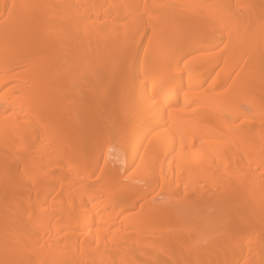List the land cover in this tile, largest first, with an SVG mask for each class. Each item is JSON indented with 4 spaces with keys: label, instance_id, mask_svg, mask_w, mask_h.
<instances>
[{
    "label": "bare ground",
    "instance_id": "bare-ground-1",
    "mask_svg": "<svg viewBox=\"0 0 264 264\" xmlns=\"http://www.w3.org/2000/svg\"><path fill=\"white\" fill-rule=\"evenodd\" d=\"M241 57L256 66L234 75ZM116 79L127 112L111 138ZM262 128L264 0H0V264H178L185 245L206 264L262 263ZM250 182L256 203L236 195ZM156 189L167 202L147 200ZM220 210L207 247L188 248ZM242 230L258 244L235 251Z\"/></svg>",
    "mask_w": 264,
    "mask_h": 264
},
{
    "label": "rangeland",
    "instance_id": "rangeland-1",
    "mask_svg": "<svg viewBox=\"0 0 264 264\" xmlns=\"http://www.w3.org/2000/svg\"><path fill=\"white\" fill-rule=\"evenodd\" d=\"M107 8V7H106ZM222 47H223V45H221V44H219V45H217V46H215L214 48H212V49H209V50H206V51H204V50H200L198 53H197V51L196 52H193L190 56H188L187 58H186V60L188 59V60H190V59H192V58H194V59H206V60H209V58H210V56L212 55V54H216L217 52H219L221 49H222ZM205 53H207V55H205ZM209 54V55H208ZM115 58L118 60V64H120V63H122L123 61H124V58H123V56H120V55H118V54H115ZM193 60V59H192ZM237 66H236V69H235V71H234V75H237L240 71L242 72V73H246V72H249V71H251L255 66H256V63H254L253 61H250V60H248L246 57H241V58H239V59H237ZM120 66H121V64H120ZM96 67H98L99 69H100V64L97 66L96 65ZM95 69H97V68H95ZM98 70V69H97ZM97 70H96V72H97ZM99 71V70H98ZM219 72H220V69H216L215 70V72L212 74V76L208 79V82L215 76V75H217V74H219ZM110 90L111 89H115L116 91H118V92H120L118 95H116V96H112V94H110V92H108V95H107V97H106V101H105V103H104V106H103V112H105V121L107 122V130H106V136L108 137H111V138H115V136L121 131V127H122V125H123V123H124V121H125V116H126V112H127V109H126V107H125V102H124V92H125V87H126V85H125V83L121 80V79H116L115 81H111L110 82ZM91 93H94L92 96L94 97V95L96 94L97 95V93L96 92H91ZM85 94H81V95H79V96H84ZM93 99V98H92ZM250 100H252V99H247L246 101H244V102H242L241 103V108L242 109H245V110H247V111H253L254 110V107H253V105H252V103L250 102ZM253 101V100H252ZM251 113V115L253 116V113L254 112H250ZM255 114V113H254ZM253 145H255V147L257 148V147H261V148H263L264 147V128H262L261 130H260V134H259V136H258V138L255 140V142H254V144ZM259 145V146H258ZM254 147V148H255ZM259 147V148H260ZM254 148H252L250 151V153H248V154H250L249 156L250 157H252L257 151L254 149ZM259 148H257V149H259ZM115 150V149H114ZM53 170H55L56 171V173H60V172H62V174H66L65 173V170L62 168V167H59V166H54L53 167ZM134 171V169H131L129 172H133ZM257 172H260V170L258 169L257 170ZM18 177H19V174L17 175ZM263 178H264V173H263ZM97 178V173H95L94 174V176H93V179H96ZM18 180H20V178L18 179ZM126 181H129V179H125ZM131 182L132 183H134V184H136V185H140V182L138 181V180H136V179H132L131 180ZM201 185H205V183H203L202 182V184ZM30 191V190H29ZM236 192V190H234V193ZM261 190H258L256 187H254L253 186V184H252V182H250V183H247L245 186H243V188H241V189H238V192H237V198H239L240 200H242V201H247V202H255L256 203V201L257 200H255L256 199V197L255 196H257V195H261ZM31 193L32 192H30V193H27L26 192V197H22V199L23 198H27V197H29V196H27V194L29 195L30 194V196H31ZM22 195V194H21ZM56 195V194H55ZM53 196V195H52ZM54 197V196H53ZM57 197V196H56ZM19 198V197H18ZM21 198V197H20ZM148 198H152L151 200L152 201H154L155 203H165V202H167L168 200H167V198L165 197V195H162L161 193H160V191H159V189H156V190H153L152 192H150L149 194H148V197H147V200H148ZM16 199H17V197H16ZM177 198H174L173 199V203H175V206H177L178 205V203L180 204V203H182V199H184V198H181V199H178V200H176ZM187 200H188V198H186ZM24 200V199H23ZM25 201H26V199H25ZM186 201V200H185ZM184 202V201H183ZM247 202H246V204H247ZM21 202H19V200L17 201V204L18 205H16V204H14V206L13 207H15V205H16V208H18L19 207V205H21L20 204ZM25 203V202H24ZM185 203V202H184ZM184 203H182V205L184 204ZM251 205V204H250ZM23 206V205H22ZM21 206V207H22ZM180 206H181V204H180ZM180 206H178V207H180ZM254 206L255 207H253V204H252V211H253V213L252 214H257L256 213V205L254 204ZM54 208L56 207V206H53ZM52 207V208H53ZM182 207V206H181ZM256 208V209H255ZM255 209V210H254ZM130 212H133V216L134 217H139L140 216V212H139V209H133V210H131ZM224 214H225V212L223 211V210H220V211H218L217 212V215L216 216H214V218H213V216H212V218H207V219H203L202 221H201V223H200V225L199 226H197V229L198 230H196V231H198L197 233H198V236L199 237H201V240H200V243L199 242H196V244L194 243H192V246H189L188 248H190V247H192V249L195 247H198V249H199V247H201V248H203V249H205L207 246L206 245H208V242L209 241H207V240H210L211 238V236L213 235L214 236V234H213V232H215V224H218L219 225V223H221V222H218V218L219 217H224ZM33 215L34 214H32V216H31V214H29L28 213V215H27V213L24 215V219H22L21 220V222L22 223H19L18 221H11V222H13V224H11V230L12 231H10V228L8 227L7 229H9V230H7V231H10V232H12V233H10V232H8L9 233V235L10 234H12V235H15L16 233L17 234H20V232L22 231V229H23V227H26L27 226V224H29V222H28V217L27 216H31V217H33ZM255 216V215H254ZM34 217H35V215H34ZM52 218H54V217H52ZM52 218H50V219H52ZM24 220V221H23ZM29 220H32V218L31 219H29ZM33 221V220H32ZM15 222H18V223H15ZM31 222V221H30ZM226 222H228V221H226ZM27 223V224H26ZM223 223V222H222ZM14 224H15V227H14ZM13 225V226H12ZM225 225H228L229 226V224L228 223H224V226ZM10 226V225H9ZM217 226V225H216ZM223 226V224L220 226V228L222 227H224ZM1 227V226H0ZM17 227V228H16ZM218 227V226H217ZM2 228V227H1ZM13 228V229H12ZM3 229V228H2ZM16 229V230H15ZM224 229V228H223ZM6 230V229H5ZM21 230V231H20ZM243 231V232H242ZM240 233H238V236L240 235L241 236V234H243L242 236H244V234L247 232L246 230H242ZM247 234V233H246ZM249 234V233H248ZM252 234V233H251ZM11 235V236H12ZM255 235H256V233L254 234H252V236L250 237V236H244L242 239H244L243 241L241 240H239V238L241 239V237L239 236V238H238V236L237 235H234L235 237V239L234 238H232V241L230 242V246L235 250V251H237V250H239V249H241V248H243V244L244 243H247L246 242V240L248 239V240H250V241H252V244H254V245H256V244H258L257 242H258V240L255 238ZM246 237V238H245ZM249 237V238H248ZM207 238H210V239H207ZM234 239V240H233ZM239 241V242H238ZM190 242H187V244H189ZM190 245V244H189ZM194 245V246H193ZM202 245V246H201ZM186 247L188 246V245H185ZM185 247V248H186ZM146 248V247H145ZM144 248V249H145ZM185 248L183 249L184 251H181V252H179V253H181V255H183L184 257H185V259H184V257H182L181 256V258H180V260H178V264H180V262L179 261H181V263L182 264H190L191 263V261H192V263L191 264H199V262H203L204 264H206V263H209V261L211 262L212 260H213V258H211V256H209L210 254H207L206 252H204L203 251V253L201 252V253H193V252H188V250H187V248H186V250H185ZM200 248V249H201ZM257 248V247H256ZM147 249V248H146ZM202 249V250H203ZM194 250H196V249H194ZM193 251V250H192ZM182 252H183V254H182ZM196 252H197V250H196ZM208 253H210L209 251H208ZM197 254V255H196ZM203 254H207V257L206 256H204L203 255V257H202V255ZM173 255V254H172ZM176 255V254H175ZM193 255H195V256H193ZM200 255V256H199ZM192 256V257H191ZM209 256V257H208ZM178 257H180V255H178ZM201 257V258H200ZM196 259H198L197 261H198V263H196L195 261H196ZM170 260H171V257H170ZM191 260V261H190ZM201 260V261H200ZM174 262H176V261H174ZM194 262V263H193ZM257 262V261H256ZM168 262H166L165 264H167ZM170 263L171 264H174L173 263V261L171 262L170 261ZM177 263V262H176ZM202 263V264H203ZM224 263V262H223ZM241 262H239L238 264H240ZM251 264H264V261L262 262V263H255V261L254 262H250ZM169 264V263H168ZM246 264H249V263H246Z\"/></svg>",
    "mask_w": 264,
    "mask_h": 264
},
{
    "label": "snow or ice",
    "instance_id": "snow-or-ice-1",
    "mask_svg": "<svg viewBox=\"0 0 264 264\" xmlns=\"http://www.w3.org/2000/svg\"><path fill=\"white\" fill-rule=\"evenodd\" d=\"M149 112H150V109L145 108V110L143 112V115L147 116L149 114Z\"/></svg>",
    "mask_w": 264,
    "mask_h": 264
}]
</instances>
